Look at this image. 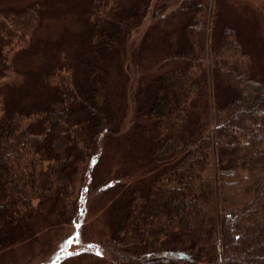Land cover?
<instances>
[{
  "label": "trees",
  "instance_id": "trees-1",
  "mask_svg": "<svg viewBox=\"0 0 264 264\" xmlns=\"http://www.w3.org/2000/svg\"><path fill=\"white\" fill-rule=\"evenodd\" d=\"M67 6L83 30L26 46L43 54L35 69L0 50V264L38 224L56 235L92 200L112 221L97 239L104 264H264V46L242 40L246 28L255 48V23L226 21L213 0H43L0 16L32 34L45 8ZM119 48V68L144 69L123 126L128 105L115 107L108 82ZM110 142L135 148L101 179Z\"/></svg>",
  "mask_w": 264,
  "mask_h": 264
},
{
  "label": "rangeland",
  "instance_id": "rangeland-1",
  "mask_svg": "<svg viewBox=\"0 0 264 264\" xmlns=\"http://www.w3.org/2000/svg\"><path fill=\"white\" fill-rule=\"evenodd\" d=\"M34 1L43 0H0V12L10 9L19 12ZM213 1L222 4L226 21L234 22L241 18L240 16H245L244 22L248 26H252V24L255 23L253 26L254 30L252 31V37L255 40V48L250 47L247 41H245L249 35L246 33L248 31V29L246 31V28L242 29L245 34L244 37L242 36V40L247 49L257 53V49L264 46V0ZM52 7L53 6H51V8ZM71 7L73 6H67L64 9L45 8L42 14L38 15L39 23L33 29L32 34L24 30V23L16 24L14 23L15 21H12L10 17L5 15L7 13H1L3 16H0V50L4 52L7 50L10 51L11 57L14 53L15 56L20 55L18 57L19 63H22L23 66H27V68L35 69L41 62L43 54L42 52H30L29 49H26V52L22 53L26 46L31 45L36 40H49L53 42L62 38L67 40L70 39L71 35H76L83 30L85 26L83 24V17L76 8ZM250 19L254 21L251 22ZM149 25V20H144L141 23L137 31L138 33L132 36L130 39L132 42L130 41L131 43H128L130 52L134 49L133 45L140 42V38L147 28L149 29ZM154 35L156 38L159 37L155 32ZM67 47L72 48L70 43ZM126 58L123 49L119 48V58L116 60L117 62H114L109 67L108 76L110 93L114 100L115 107L124 103L128 105L126 110L121 106V114L118 116L121 126L125 123L132 122L134 118L131 95L136 87L135 84L132 83V80L137 79L135 71L140 70L143 72L144 70L137 65H134V68L130 66V70L129 67L127 68V65L123 69L119 68L118 63L124 62ZM122 59H124V61ZM153 61L151 53H146L144 59L145 65L150 67V63H153ZM126 63L128 62L126 61ZM261 70L262 68L259 66V62L256 61L254 63V71L261 73ZM126 71L129 72L128 76ZM128 78L131 79L129 84L131 85L132 83L131 90H128L127 93L126 91L122 93L121 87H124L125 81ZM118 89L121 93L116 95ZM126 111L128 114H125L127 113ZM133 145L134 144L131 143L117 146L115 142H110L108 149L113 151V153L111 155L108 153L109 156H107V159L104 158L101 165H98L96 170L98 172V177L105 179L107 176L112 175L115 170L119 169V162L123 158V155H128L129 152L134 151L135 146ZM103 148L105 153V150H107L105 142ZM98 154H100L99 151ZM107 184L108 182L106 185ZM111 185L112 184L109 186ZM102 204V202L94 200L86 205L84 204L81 207L77 222L73 225H62L58 223L61 229L56 235L53 234L51 236V232H48V230L44 228L41 229L42 225L38 224L34 231V242L32 240L28 244L16 247L14 249V254H7V256H5L6 259L2 258V261L6 263L7 261H13L14 264H99L98 261H100L101 264H104L107 260V256L105 252L102 251V248L97 245V239L104 236V234H108L110 226H112V221L106 218L109 215H106V211L102 213ZM84 251H88L92 256L95 255L94 258H96L97 262L92 259V257H86L83 254Z\"/></svg>",
  "mask_w": 264,
  "mask_h": 264
}]
</instances>
